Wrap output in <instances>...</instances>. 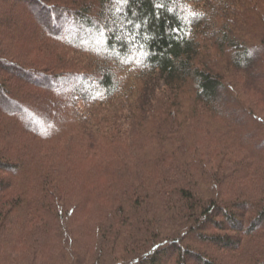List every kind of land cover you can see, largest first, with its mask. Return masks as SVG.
<instances>
[{"label":"trees","instance_id":"16d2710c","mask_svg":"<svg viewBox=\"0 0 264 264\" xmlns=\"http://www.w3.org/2000/svg\"><path fill=\"white\" fill-rule=\"evenodd\" d=\"M0 6V255L89 264L58 191L100 158L72 191L107 239L95 264H264V0Z\"/></svg>","mask_w":264,"mask_h":264},{"label":"rangeland","instance_id":"374dc122","mask_svg":"<svg viewBox=\"0 0 264 264\" xmlns=\"http://www.w3.org/2000/svg\"><path fill=\"white\" fill-rule=\"evenodd\" d=\"M6 9V8H5ZM0 10H2V6H0ZM1 12V11H0ZM0 16H2V14H0ZM38 32V31H37ZM71 39L73 36H69ZM81 42H93L97 45V39L95 34L90 35L89 37L85 38L82 37ZM80 81V80H79ZM78 84V79L73 81H63L61 84V90H66L70 87H72L73 85ZM253 99H255V95H252ZM37 100V99H36ZM41 106V105H39ZM255 107V106H254ZM33 109H31L32 111ZM35 111L33 112H29L28 113H24L23 115H21L20 119H19V126H22L26 121H29L32 128H37L40 129L41 128V122L39 120L40 117V113L35 112V115H33ZM255 112H257V114H259L260 117H264V107H255ZM39 116V117H38ZM51 126V125H50ZM206 144V142H205ZM206 150L204 151H208L207 148L205 147ZM203 151V150H202ZM239 156H243V153H239ZM220 159L222 158L221 156L219 157ZM219 160V159H218ZM218 160H214L213 163L215 164ZM102 163L105 164L106 162H109L111 164L110 161H107L105 159H100V158H95V160L93 159H87L84 163H83V167L80 166V169H78V172H72V173H68V176L66 177L64 184L63 183V188H60L58 193L62 194V203H65V207H64V211H65V217L62 220V227L63 230L66 229V232L69 231V235L67 236V239H70L72 242V239H75V243H76V247L75 245H73V243H68L69 245H71V248H73L75 250V253L77 254L76 250L79 253H82V251H84V249L86 250L85 252L87 253L88 256H90V258L88 257L86 262H90L89 264H95V255H97V250L98 248L101 250L102 247H106L105 244L107 243V239L104 238V240L102 239V241H99V238H97V236H95V233L91 234V231L88 233H84L85 230L87 229L86 227L89 224H92L93 222H97L99 221L96 216H93L94 212V208H92V206H87V207H81V209H79L80 207L77 206L78 205V198L76 197V194L72 193L73 189L76 187V182H75V178L77 173H82V172H89V173H94L97 174L98 170L97 168L99 167L97 163ZM224 162V161H223ZM225 164H230V162H224ZM217 164V163H216ZM207 167L209 169L212 168L211 165H207ZM74 192V191H73ZM72 197V198H71ZM73 206H77L76 209L73 208ZM97 213V212H96ZM96 215V214H95ZM93 219V220H90ZM100 235V234H99ZM65 239V236L63 237ZM53 241V240H52ZM87 242L88 244H90L91 248H93V251H91V248L88 249L87 248ZM100 244V245H99ZM73 246V247H72ZM76 247V249H75ZM131 248V247H128ZM72 249V250H73ZM106 249L108 250V248L106 247ZM110 254L111 256H115L117 253L118 254H122L125 253L124 251H121L120 248H118L115 252L113 250H110ZM53 254V251H42L40 249V247L38 246V244L36 242H34L33 240H30L28 242H21L18 241V243H12L11 246L8 245L7 247H5V250H3V253L0 255V264H51V259L49 256H51V254ZM91 257H94V259ZM14 258V259H13ZM76 264V263H75ZM79 264V263H78ZM87 264V263H86Z\"/></svg>","mask_w":264,"mask_h":264},{"label":"snow or ice","instance_id":"6c2138e0","mask_svg":"<svg viewBox=\"0 0 264 264\" xmlns=\"http://www.w3.org/2000/svg\"><path fill=\"white\" fill-rule=\"evenodd\" d=\"M117 2H123V0H117Z\"/></svg>","mask_w":264,"mask_h":264}]
</instances>
